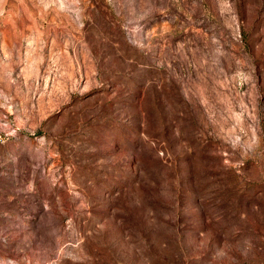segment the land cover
<instances>
[{"label":"rangeland","instance_id":"1","mask_svg":"<svg viewBox=\"0 0 264 264\" xmlns=\"http://www.w3.org/2000/svg\"><path fill=\"white\" fill-rule=\"evenodd\" d=\"M0 264H264V0H0Z\"/></svg>","mask_w":264,"mask_h":264}]
</instances>
